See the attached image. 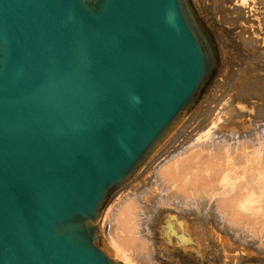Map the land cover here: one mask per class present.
<instances>
[{
  "label": "water",
  "instance_id": "95a60500",
  "mask_svg": "<svg viewBox=\"0 0 264 264\" xmlns=\"http://www.w3.org/2000/svg\"><path fill=\"white\" fill-rule=\"evenodd\" d=\"M218 67L189 0H0V264H124L101 214Z\"/></svg>",
  "mask_w": 264,
  "mask_h": 264
},
{
  "label": "rangeland",
  "instance_id": "374dc122",
  "mask_svg": "<svg viewBox=\"0 0 264 264\" xmlns=\"http://www.w3.org/2000/svg\"><path fill=\"white\" fill-rule=\"evenodd\" d=\"M225 1H227L228 8L220 13L217 6L211 1L197 0L198 9L201 12L199 14L213 36L219 58L218 75L220 77L218 79L220 82L215 83L216 92L209 103L211 108L205 113L211 120L214 116H211L210 112L215 109L213 115L218 116L219 120L215 118L212 124L214 126L208 125V129L212 130H210V139L206 143L208 146H205L207 150L202 153L201 157L199 156V160L192 161L194 163L193 165L191 163L192 167L188 164L186 168H181L182 172L179 170V175H177L179 172L176 174L173 181V185H176L174 187L181 188L184 184L179 195L177 188L175 189L170 184H165L166 187L163 186V182L158 181L155 173L149 171L150 173L145 174L143 183L137 184V187L135 186L129 191L128 197L126 196L127 202L133 201L134 211H136V213L133 211L134 216H132L134 218L132 223L136 224L135 232L136 230L138 232V234L136 232L137 235L134 234V237L138 238L135 252H139L141 257L149 259L144 264H244V260L247 258L254 260L249 261L250 264H264V200L260 207L255 208V205H252L245 209L246 212L237 206L229 209L224 206V203H221L230 197L231 202L236 205L242 200L244 194L253 195L255 191L248 189L246 191L239 179L245 176L247 180L254 178L255 181L257 180V184L259 174H264V6H261L257 0ZM246 13H249L250 20ZM246 23L249 26L248 31H246ZM241 26L242 29H240ZM215 79H217V75ZM188 135L189 132L188 134L186 132L182 138H187ZM172 148L165 151L169 156L181 153L180 149L171 152ZM204 153L206 156L202 159ZM222 154H224L223 157ZM254 154L258 156V159L254 160ZM249 159L253 161L250 162ZM197 161L199 162L197 163ZM147 162L148 159L145 164ZM226 172L228 175L233 174L234 176L231 183L226 180ZM132 178L128 182L132 181ZM224 179L230 184L227 194L223 189V185L226 183ZM196 184H199L197 185L198 189ZM168 186L171 187L170 189L174 188L175 192L170 191ZM192 187L195 188V193ZM191 189L194 194L196 191L200 192L194 195L191 193ZM166 191L169 193H165ZM185 191L187 193L190 191L189 196L194 195L195 199L189 197L188 194L186 196ZM207 194L209 199L206 197ZM197 195L202 198H199L201 201L196 199ZM126 201L123 203H127ZM195 203V206L199 205L197 210L193 208ZM215 204L217 208L223 210L219 212L220 210L216 209V211ZM221 204L226 208L220 207ZM108 223L111 224L107 226ZM112 225H114L113 221L107 220L104 223L106 228ZM104 240V234L102 237L99 236L100 246L108 253ZM139 240L141 241L139 242ZM138 243L144 245L138 246ZM152 257L161 258V261L152 260Z\"/></svg>",
  "mask_w": 264,
  "mask_h": 264
},
{
  "label": "bare ground",
  "instance_id": "6f19581e",
  "mask_svg": "<svg viewBox=\"0 0 264 264\" xmlns=\"http://www.w3.org/2000/svg\"><path fill=\"white\" fill-rule=\"evenodd\" d=\"M192 9H194V11H196L197 15L199 16V18L202 20L201 16L199 13V9H198V5H197V0H189ZM203 0H201L202 2ZM211 1L213 4H215L217 7V9L219 10L220 13H223L225 9H227L228 7L227 5V1L225 0H209ZM231 1V0H229ZM228 1V2H229ZM257 2L261 5L264 6V0H257ZM246 12V10H245ZM244 12V14H245ZM247 14V18L250 20V16L249 13ZM202 15V14H201ZM213 15V14H212ZM203 17V16H202ZM247 20V19H246ZM245 20V22H246ZM248 21V20H247ZM237 23V22H236ZM248 23H246L245 25H247ZM244 25V26H245ZM243 26V27H244ZM240 29H242V26L240 27ZM249 30V26L247 25L246 31ZM250 37V36H249ZM248 37V39H249ZM245 38V37H243ZM242 38V39H243ZM252 38V37H251ZM251 40V39H250ZM244 41V40H242ZM252 58V57H251ZM248 60V59H247ZM246 60V61H247ZM263 60V59H262ZM219 70L217 71L216 75H217V79L220 77L218 75ZM221 75V74H220ZM248 76V75H247ZM216 77V76H215ZM213 79L212 84L210 85V87L206 90L205 94L202 96V98L200 99V101L198 102V104L195 106V108L192 110V112L180 123L179 127L169 136V138L162 143V145L156 149L154 151V153L151 155V157L148 158V162L144 165H142V167H140L138 169V171L134 174L132 181L128 182L127 184H124L122 187L118 188L114 194L112 195L111 199L109 200V202L107 203L106 207L104 208L101 217L98 221V230H99V236L102 237V235H105V247L107 248L108 253H110L112 255V257L116 260L121 261L124 264H144L145 262L149 261V259L145 258V257H141L139 254V252H135V248L137 243V239L134 237V234H136L135 232V228H136V224H133L132 222L134 221L133 217V211H134V207H133V201H126V196L129 193V191L137 185L139 183H143L144 181V176L146 173H150L151 171L153 173H155L158 181L161 180L163 182V186H165V184H170L171 186L173 185V181L175 180L176 174L179 175L181 168L185 167L189 164L191 166L194 164L193 162H196V160H199V156L201 157L202 153L205 152L207 149L206 147L208 145H206V143L208 142L207 140L210 139L211 136V131L212 129H208V125L210 126V124L212 125L214 122L213 120L216 118L219 120L218 116H216L215 114L213 115V111H215V109H212V112H210V115L212 113L211 116H214L211 120L209 119L210 117L206 116V111L209 110L211 108L210 106V102L212 97L214 96L215 92H216V87H215V83L220 82L219 79ZM247 78V77H245ZM249 79V78H247ZM262 80V79H260ZM259 81V79H258ZM246 82V81H245ZM256 82V81H255ZM261 82V81H260ZM254 85V84H253ZM252 85V86H253ZM260 86V85H259ZM219 88V87H218ZM236 88V87H235ZM262 88V87H261ZM216 96V95H215ZM217 97V96H216ZM243 98V96H242ZM216 99V98H215ZM237 100V99H236ZM215 101V100H214ZM234 102V99H233ZM215 104V103H214ZM212 105V104H211ZM208 113V112H207ZM215 121V120H214ZM214 126V125H212ZM211 126V127H212ZM207 127V128H206ZM206 129V130H205ZM187 132H189V135L187 136V138L182 136ZM182 138V139H181ZM210 141V140H209ZM178 143V144H177ZM188 144V145H185ZM185 145V147L183 149H181L183 146ZM210 145V144H209ZM206 146V147H205ZM222 146V145H221ZM170 147H173L171 149L172 151H178V149L181 150V153L176 154L174 156H169V154H167L165 151L169 150ZM211 147V146H210ZM220 147V146H219ZM217 148V147H216ZM176 149V150H175ZM170 153V151H168ZM165 153V154H164ZM213 153V152H212ZM222 153V151H221ZM256 153V152H255ZM228 154V153H227ZM236 154V153H235ZM211 155V154H210ZM209 155V156H210ZM224 154H222L221 156L223 157ZM248 155V154H247ZM251 155V154H250ZM206 156V154L204 153V155L202 156L204 159ZM221 156L219 157L221 159ZM226 156V155H225ZM229 156V155H228ZM214 157V156H213ZM238 157V156H237ZM249 158V157H248ZM254 160L258 159V156H255L254 154ZM196 159V160H195ZM201 159V160H202ZM237 159V158H236ZM245 160V159H243ZM242 160V161H243ZM193 161V162H192ZM219 161V160H218ZM237 161V160H236ZM250 161V159H249ZM248 161V162H249ZM253 161V160H251ZM250 161V162H251ZM146 162V161H145ZM199 161H197L198 163ZM216 162V160H215ZM220 162V161H219ZM241 162V161H240ZM255 162V161H254ZM261 162V161H260ZM213 163V162H212ZM233 163V162H232ZM243 163V162H242ZM245 163V161H244ZM253 163V162H252ZM200 164V163H199ZM206 164V162H205ZM262 164V163H261ZM196 165V164H195ZM211 165V164H209ZM220 165V164H219ZM237 165V164H236ZM206 166V165H205ZM189 167V166H188ZM192 167V166H191ZM196 167V166H195ZM203 167V166H202ZM219 167V166H218ZM221 167V166H220ZM263 167V164H262ZM199 168V167H198ZM207 168V166H206ZM212 168V166H211ZM210 168V169H211ZM215 168V167H214ZM223 168V167H222ZM249 168V167H248ZM184 169V168H183ZM218 169V168H217ZM191 170V169H190ZM189 170V171H190ZM150 171V172H149ZM186 171V170H185ZM182 172V170H181ZM209 172V171H208ZM184 173V171H183ZM193 173H195V171L193 170ZM202 173V172H201ZM227 173V172H226ZM238 173V172H237ZM259 173V172H258ZM216 174V173H215ZM235 174V173H234ZM188 175V174H187ZM209 175V174H208ZM226 175V174H225ZM248 175V174H246ZM184 176V174H183ZM194 176V175H193ZM211 176V175H210ZM213 176V175H212ZM258 176V175H257ZM180 177V176H179ZM182 177V176H181ZM223 177V176H222ZM246 177V176H245ZM242 178L239 179L240 183L245 187L246 191L248 190H253L255 191V193L253 195H243L244 197L241 198L242 200H240V202H238V204L235 205V203L233 204L231 202L232 199H227L225 200V202H221L224 203V206H226L227 208L229 207L233 209V207L237 206V208L239 207L240 209L242 208V210L247 209V207H250L252 205H255L254 207H260L263 200H264V174L260 173L259 174V178H258V182L256 184V181L254 180V178L247 180L246 178ZM251 177V176H250ZM154 178V177H153ZM186 178V175H185ZM195 178V177H194ZM248 178V176H247ZM156 179V178H155ZM223 179V178H222ZM234 179L233 174H229L227 173L226 176V180L227 182L231 183V180ZM177 180V179H176ZM181 180V179H180ZM185 180V179H184ZM187 180V179H186ZM226 180L224 179V182H226ZM183 181V180H182ZM156 182V181H155ZM160 182V183H162ZM185 182V181H184ZM204 182V181H203ZM219 182V181H217ZM223 182V181H222ZM224 183L223 185V189L224 192L227 194V192H229V186L230 184L228 183ZM235 182V181H234ZM154 183V182H153ZM181 183V182H180ZM179 183V184H180ZM198 183V182H197ZM177 184V183H176ZM188 184V183H187ZM186 184V186H187ZM210 184V183H209ZM233 184V182H232ZM144 185V184H142ZM154 185V184H153ZM178 185V184H177ZM182 185V184H180ZM184 185V184H183ZM182 185V186H183ZM199 184H196V188L199 187L197 186ZM241 185V186H242ZM138 186V185H137ZM136 186V187H137ZM176 185H173V187ZM182 186L181 188L179 187H174L175 189L177 188V194L180 192H182ZM210 186V185H209ZM215 186V185H214ZM150 187V186H149ZM166 187V186H165ZM185 187V186H184ZM205 187V186H204ZM234 187V186H233ZM163 188V187H162ZM169 188V186H168ZM171 188V187H170ZM169 188V189H170ZM173 188V189H174ZM186 188V187H185ZM193 188V187H192ZM214 188V187H213ZM173 189H170V191H174ZM178 189H180L178 191ZM184 189V188H183ZM195 188H193V192L195 193ZM198 189V188H197ZM196 189V190H197ZM221 189V188H220ZM203 190V189H202ZM165 191V190H164ZM205 191V190H204ZM210 191V189H209ZM222 191V190H221ZM237 191V190H236ZM168 191H166L165 193H167ZM173 192V193H174ZM184 192V190H183ZM190 192V191H189ZM188 192V193H189ZM192 189H191V193ZM200 192V191H196V194ZM206 192V191H205ZM134 193V192H133ZM169 193V192H168ZM171 193V192H170ZM185 191V194L187 196L188 194ZM193 193V194H194ZM139 194V193H138ZM161 194V193H159ZM172 194V193H171ZM183 195H185L184 193H182ZM194 194V195H196ZM200 194V193H199ZM198 194V195H199ZM206 194V193H205ZM211 194V193H210ZM232 194V193H231ZM235 194V193H234ZM155 195V194H154ZM169 195V194H168ZM176 195V194H175ZM173 195V196H175ZM179 195V194H178ZM181 195V194H180ZM194 195L192 196H188L189 197H194ZM197 195V196H198ZM203 195V194H200ZM171 196V195H170ZM169 196V197H170ZM182 196V195H181ZM196 199L199 200L200 196L197 197ZM208 194H207V198H208ZM128 197V196H127ZM180 197V196H179ZM202 197V196H201ZM206 197L204 196V199L206 200ZM233 197V196H232ZM237 197V196H236ZM239 197V196H238ZM130 198V197H129ZM168 198V197H167ZM192 198V199H193ZM211 198V197H210ZM131 199V198H130ZM176 199V198H175ZM174 199V200H175ZM187 199V198H186ZM202 199V198H200ZM209 199V198H208ZM216 199V198H215ZM222 199V198H221ZM166 200V199H165ZM171 200V199H169ZM183 200V199H182ZM211 200V199H210ZM218 201V199H216ZM215 200V201H216ZM239 200V199H238ZM124 201H126L127 203H123ZM190 201V200H189ZM196 202V200H194ZM193 201V203H194ZM201 201V200H199ZM216 201V202H217ZM221 201V200H220ZM136 202V201H135ZM172 202V201H171ZM207 202V201H206ZM213 202H214V197H213ZM234 202V201H233ZM200 204V203H198ZM197 204V205H198ZM220 204V203H219ZM160 205V204H159ZM166 205V204H165ZM168 205V204H167ZM172 205V204H171ZM190 205V204H189ZM196 203L194 204V209L197 210L198 206H195ZM170 206V205H169ZM218 206V205H217ZM222 204L220 207H224ZM167 207V206H166ZM175 207V206H174ZM216 207V204H215ZM214 207V208H215ZM224 207V208H226ZM157 208V206H156ZM188 208V207H187ZM137 209V208H136ZM176 209V208H175ZM219 208H215V210ZM177 210V209H176ZM179 210V209H178ZM204 210V209H203ZM223 210V209H222ZM222 210H220L219 212H221ZM256 210V209H255ZM181 211V210H180ZM217 211V210H216ZM238 211V210H237ZM136 213V211H134ZM199 212V211H198ZM215 212V211H214ZM231 212V211H230ZM246 212V211H245ZM252 212V211H251ZM190 213V212H189ZM218 213V212H216ZM229 213V212H228ZM257 213V211H256ZM244 214V213H243ZM245 215V214H244ZM186 216V214H185ZM238 216V215H237ZM246 216V215H245ZM240 217V216H239ZM221 218V217H219ZM263 218V217H262ZM196 219V218H195ZM109 220V221H113L114 225L106 228L104 227V223ZM172 220V219H171ZM221 220V219H220ZM230 220V217H229ZM138 221V219H137ZM232 221V220H231ZM249 221V220H248ZM177 222V219H176ZM230 222V221H229ZM178 223V222H177ZM232 223V222H231ZM230 223V224H231ZM111 224L108 223L107 226ZM113 224V223H112ZM180 224V223H179ZM202 224V223H201ZM229 225V224H228ZM262 228V227H261ZM147 229V228H146ZM260 229V228H259ZM255 231V230H254ZM140 232V231H139ZM149 232V231H148ZM138 234V232H137ZM136 234V235H137ZM133 235V236H132ZM140 235V234H139ZM138 235V236H139ZM219 235V234H218ZM225 235V234H224ZM219 237V236H218ZM225 237V236H224ZM228 239V238H227ZM144 239H142L143 241ZM141 240H139L140 242ZM138 242V241H137ZM145 242V241H143ZM147 244V243H146ZM145 244V246H146ZM143 246L144 244H140L138 243V246ZM241 247V246H239ZM146 248V247H145ZM235 248V246H234ZM243 248V247H242ZM143 249V248H142ZM246 249V248H245ZM145 251V249H144ZM146 253V252H145ZM153 253V252H152ZM247 253V252H246ZM167 254V253H166ZM169 254V253H168ZM167 254V255H168ZM173 254V253H172ZM143 255V253H142ZM170 256V255H169ZM217 256V255H216ZM245 256V255H244ZM247 256V255H246ZM166 257V256H163ZM249 257V256H248ZM245 259V258H244ZM152 260L155 261H161V258H155L152 257ZM249 261H254L252 259H246L244 260V264H250L248 263ZM242 263V262H241Z\"/></svg>",
  "mask_w": 264,
  "mask_h": 264
}]
</instances>
